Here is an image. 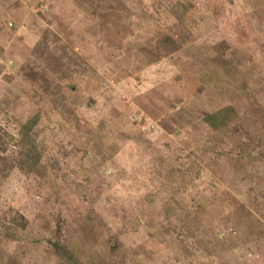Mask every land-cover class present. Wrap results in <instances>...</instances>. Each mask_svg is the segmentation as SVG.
<instances>
[{"label": "rangeland", "instance_id": "rangeland-1", "mask_svg": "<svg viewBox=\"0 0 264 264\" xmlns=\"http://www.w3.org/2000/svg\"><path fill=\"white\" fill-rule=\"evenodd\" d=\"M0 264H264V0H0Z\"/></svg>", "mask_w": 264, "mask_h": 264}, {"label": "trees", "instance_id": "trees-1", "mask_svg": "<svg viewBox=\"0 0 264 264\" xmlns=\"http://www.w3.org/2000/svg\"><path fill=\"white\" fill-rule=\"evenodd\" d=\"M182 9L181 10H176L175 11V16L178 19H181L183 17V15L186 13V11L188 10V8L185 6L184 3H182ZM227 67L225 65H220L218 67H215L212 69V71L209 72V77H210V81L215 83L218 88H222V86L228 85V86H233L235 89L238 88V90L243 93V87L240 86L233 77H231L228 72H227ZM229 110L233 111L234 108L232 107H228ZM235 111V110H234ZM236 114V113H235ZM225 115H223L222 111H219L217 113H213V114H208L205 119L207 121V123L213 128V129H217L219 126V122L220 120H222L224 118ZM34 120H30L29 122H27L25 124V128H32L31 126L34 125V122L36 120V118H33ZM224 121V119H223ZM227 122V121H224ZM31 137L28 138H23L22 137V143L24 146H29L30 142H31ZM34 164L33 162L29 165L28 171H33L34 169ZM59 249H61L62 251H64L65 253H68L69 255L71 254L69 251H67L60 243L56 242L54 243ZM62 254V253H61Z\"/></svg>", "mask_w": 264, "mask_h": 264}]
</instances>
